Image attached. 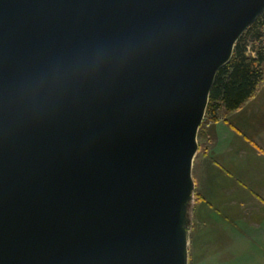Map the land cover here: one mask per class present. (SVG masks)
<instances>
[{
  "label": "water",
  "instance_id": "95a60500",
  "mask_svg": "<svg viewBox=\"0 0 264 264\" xmlns=\"http://www.w3.org/2000/svg\"><path fill=\"white\" fill-rule=\"evenodd\" d=\"M263 11L0 0V264H173L215 76Z\"/></svg>",
  "mask_w": 264,
  "mask_h": 264
},
{
  "label": "rangeland",
  "instance_id": "374dc122",
  "mask_svg": "<svg viewBox=\"0 0 264 264\" xmlns=\"http://www.w3.org/2000/svg\"><path fill=\"white\" fill-rule=\"evenodd\" d=\"M229 114L220 111L213 120L205 112L197 132L191 165L193 189L182 215L187 264H264V243H253L264 237L260 232H264V214L262 219L249 217L250 213L242 218L244 204L236 200L244 189L233 183L237 182L234 164L241 151L236 152L232 139L230 144L216 134V125L226 122Z\"/></svg>",
  "mask_w": 264,
  "mask_h": 264
},
{
  "label": "crops",
  "instance_id": "0c3cea01",
  "mask_svg": "<svg viewBox=\"0 0 264 264\" xmlns=\"http://www.w3.org/2000/svg\"><path fill=\"white\" fill-rule=\"evenodd\" d=\"M216 126L218 138L221 141L227 140L230 144L232 139L236 152L241 151L234 164L236 174L225 166L236 175L237 182L233 181V183L244 186L243 191L239 192L236 198L238 202L244 204L243 212L239 210L240 216L248 217L250 213L249 217L256 216L262 219L264 214V64L262 81L252 98L237 111L230 113L226 122ZM226 179L231 180L228 177ZM241 197L245 200L240 199ZM260 232L264 234L263 231ZM253 243H264V237L253 240Z\"/></svg>",
  "mask_w": 264,
  "mask_h": 264
},
{
  "label": "trees",
  "instance_id": "16d2710c",
  "mask_svg": "<svg viewBox=\"0 0 264 264\" xmlns=\"http://www.w3.org/2000/svg\"><path fill=\"white\" fill-rule=\"evenodd\" d=\"M264 11L241 35L230 61L217 72L206 116L213 120L220 111H237L256 92L263 77Z\"/></svg>",
  "mask_w": 264,
  "mask_h": 264
},
{
  "label": "bare ground",
  "instance_id": "6f19581e",
  "mask_svg": "<svg viewBox=\"0 0 264 264\" xmlns=\"http://www.w3.org/2000/svg\"><path fill=\"white\" fill-rule=\"evenodd\" d=\"M194 158L195 156L193 155L190 161L191 165H192ZM189 171L190 172L188 174L187 181L183 187V195L181 198L180 207L178 211L177 225H176L175 236H174L175 244H174V263L173 264H187V260H186L187 238H186V231L184 230V227H183L184 217H182L181 209H182V205H184L185 200L189 197V193L192 190L191 169Z\"/></svg>",
  "mask_w": 264,
  "mask_h": 264
}]
</instances>
